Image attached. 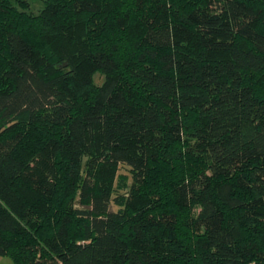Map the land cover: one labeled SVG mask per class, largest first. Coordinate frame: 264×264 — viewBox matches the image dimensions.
<instances>
[{
  "label": "trees",
  "instance_id": "16d2710c",
  "mask_svg": "<svg viewBox=\"0 0 264 264\" xmlns=\"http://www.w3.org/2000/svg\"><path fill=\"white\" fill-rule=\"evenodd\" d=\"M40 1L0 0V255L264 264V0Z\"/></svg>",
  "mask_w": 264,
  "mask_h": 264
},
{
  "label": "rangeland",
  "instance_id": "374dc122",
  "mask_svg": "<svg viewBox=\"0 0 264 264\" xmlns=\"http://www.w3.org/2000/svg\"><path fill=\"white\" fill-rule=\"evenodd\" d=\"M41 7V1L40 0H31V11L32 12H36L38 9H40ZM118 173L120 174V176L122 177H126V184L127 186L131 184L132 182V178H131V173L129 171V168L126 165H121ZM117 184V181H116ZM121 191H125V189L123 190L120 189ZM128 190H126L125 192L127 193ZM112 209H116L117 207L114 205V203L111 205ZM0 264H15L10 257L8 256H2L0 255Z\"/></svg>",
  "mask_w": 264,
  "mask_h": 264
}]
</instances>
